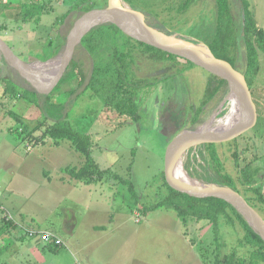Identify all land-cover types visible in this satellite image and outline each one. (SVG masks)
Wrapping results in <instances>:
<instances>
[{"label": "rangeland", "instance_id": "obj_1", "mask_svg": "<svg viewBox=\"0 0 264 264\" xmlns=\"http://www.w3.org/2000/svg\"><path fill=\"white\" fill-rule=\"evenodd\" d=\"M78 1L0 0V37L27 63L51 62L66 43L61 39L62 51L56 50L60 45L58 36L67 35L63 26L59 35L60 19L68 14L63 22L69 31L81 15L70 12ZM91 1L97 5L94 10L108 5V0ZM134 1L137 10L130 7L142 15L143 25L148 28L175 33L206 47L215 37V0H194L186 11L179 10L184 0ZM32 3L44 4L46 12L51 13L45 12L38 24L15 21L16 14L23 15L22 6L27 4L31 9ZM260 4L261 12L264 2ZM234 11L241 20L237 2ZM20 26L24 34L14 39V30ZM84 57L87 64L89 56ZM258 57V74L249 75L258 104L256 126L232 141L187 149L184 165L194 180L219 185L213 182L215 164L210 152L214 149L224 172L238 184L244 198L254 197L255 188L264 192V171L252 186L240 180L242 169L252 162L264 170V53ZM0 63L8 66L1 53ZM167 67L151 68L148 78L152 84L136 95L138 122L92 97L90 91L73 94V89L78 93L83 90L77 82L40 94L17 71L0 72V169L5 174L1 181L5 184L3 190L11 192L8 204L15 208L5 205L2 214L3 221L16 227L0 239V264H216L218 255L224 262L231 254L235 255L234 264H264L254 249L242 246L243 228L226 218L221 220L218 241L212 223L192 219L185 224L171 207L144 214L168 194V146L184 131L196 130L223 110L230 91L200 111L212 74L180 57L172 59ZM238 70L247 73L246 61ZM7 78H14L18 88L8 87L3 81ZM21 88L36 91V102L22 98ZM65 116L75 130L92 137L95 164L107 171L102 182L90 186L72 179L66 170L82 168L87 164L85 157L70 141L56 142L46 136L47 127ZM39 125L42 128L33 133ZM232 126L219 125L216 129ZM117 175L127 182L117 180ZM14 212L23 214L17 219ZM6 214L13 219L8 220ZM30 231L51 233L60 241L61 249L54 252L41 235L33 238Z\"/></svg>", "mask_w": 264, "mask_h": 264}, {"label": "trees", "instance_id": "obj_2", "mask_svg": "<svg viewBox=\"0 0 264 264\" xmlns=\"http://www.w3.org/2000/svg\"><path fill=\"white\" fill-rule=\"evenodd\" d=\"M193 1H182V7L179 10L186 11L190 8ZM125 2L137 10L134 0H125ZM236 2L241 7V20L240 17L238 19L234 11ZM28 6L27 4L22 6L23 22L40 23L42 16L46 12L44 4L32 3L31 9ZM242 6H244L246 11L244 34H242ZM96 7L97 5L91 0H80L76 6L75 4L73 5V10L71 9L70 12L78 11L81 13L77 17L78 19ZM215 7L217 13L216 34L209 48L217 58L228 61L236 69H240L243 62L246 61L247 73L245 76L252 90V82L249 75L251 73L254 75L258 74V56L259 53H264V32L258 29L247 0H215ZM174 9V7L170 8V10ZM146 14L150 15L152 13L146 11ZM242 40H244L245 50L242 49ZM62 48L63 46L59 45L56 50L60 52ZM84 54L89 56L87 64L84 63L86 58ZM175 58H178V56L158 50L126 36L113 23L102 24L93 28L84 37L82 44L77 48L71 59L66 74L56 89L62 85L77 82L79 88H83V90L78 93V90L73 89V94L80 95L90 91L92 97L100 98L106 106H113L120 114L133 117L138 122L140 120L138 115L139 105L135 97L141 89L152 84L151 79L148 78L151 68L158 69L170 66L171 60ZM187 63L193 64L189 61ZM5 82L8 87L18 88L14 81L6 80ZM228 89L229 86L225 80L211 75V79L206 85L200 111L209 102L223 97ZM20 90L22 91L19 92V95L22 98H32L34 100L32 102H36L35 100L39 97L36 91L25 90L23 88ZM253 98L255 97L253 96ZM254 101L258 108L256 99ZM13 116L18 118L16 115ZM41 128V125L36 126L33 133L39 131ZM45 134L56 142L70 141L76 150L85 157L87 164L82 168H70L66 170L72 179L77 182H83L86 185L99 183L105 179L107 171L100 170L92 157V137L75 130L68 121L67 116L48 126ZM210 154L215 164V169H213L215 179L213 182L229 187L242 194L238 184L228 173L224 172L223 163L219 160L215 150L211 149ZM263 171L262 166L254 165L252 162L242 169L240 180L244 185L252 186L260 178V174ZM116 179L120 182H127L118 175ZM129 184L130 190L135 195L134 186L130 182ZM166 186L168 188L167 196L155 206L148 208L144 214L163 206L171 207L185 224L192 219L197 222L209 221L212 223L218 241H220L221 220L226 218L232 225L238 223L243 228L244 237L241 243L242 246L254 249L264 262V240L254 231L234 206L223 200L205 195H189L179 192L171 187L168 182ZM253 194L254 197L246 196L245 199L263 216L264 192L260 188H255ZM11 228H16L15 224L4 220L3 226L0 228V239L4 238L6 232ZM49 247L54 252H58L61 249V245L55 242H51ZM2 255L3 250L0 249V258ZM234 258L235 255L231 254L223 262L220 255H218L216 264H234Z\"/></svg>", "mask_w": 264, "mask_h": 264}, {"label": "water", "instance_id": "obj_3", "mask_svg": "<svg viewBox=\"0 0 264 264\" xmlns=\"http://www.w3.org/2000/svg\"><path fill=\"white\" fill-rule=\"evenodd\" d=\"M119 0H108L102 10H92L78 18L66 39L65 47L58 56L57 62L50 69H39L36 63H27L21 59L10 45L0 37V53L8 66L29 82L38 93L53 92L61 83L71 59L82 44L84 37L95 27L106 23L117 25L123 33L141 43L166 53L185 59L201 67L212 75L228 83L229 89L238 96L242 109V119L234 129L222 130L212 134H199L196 130L184 131L168 146L165 154V176L168 184L179 192L189 195H205L223 200L234 206L249 225L264 240V217L238 192L229 187L207 184L190 186L182 182L174 173V159L180 150L198 146L232 141L243 133L253 129L258 119L257 106L246 76L228 61L217 58L209 47L200 45V49L183 46L169 37L150 36L145 34L118 5ZM246 11L242 6V34L245 33ZM147 27V26H146ZM249 217L258 227L256 230L249 222Z\"/></svg>", "mask_w": 264, "mask_h": 264}, {"label": "bare ground", "instance_id": "obj_4", "mask_svg": "<svg viewBox=\"0 0 264 264\" xmlns=\"http://www.w3.org/2000/svg\"><path fill=\"white\" fill-rule=\"evenodd\" d=\"M118 5L120 6L121 9L125 11V13L140 27V29L145 33L150 36H162V37H169L170 39L180 42L183 46H186L188 48H193V49H200V45H195L193 43H190L188 40H185L182 38L180 35L171 33V32H166L161 29L157 28H148L145 25H143L142 21V15L137 13L135 10H133L130 5H128L125 0H119ZM148 23V22H147ZM62 53V52H61ZM58 57V56H57ZM56 57V58H57ZM57 60H53L48 63H36L35 67L39 69H50ZM34 88V87H33ZM31 90V89H30ZM223 111H227L226 115H222L221 113ZM243 109L241 102L238 98V96L235 94L233 90L230 89L229 94L227 96V99L225 100L223 104V110L216 112L212 117L207 120L205 123L202 125L198 126L196 131L199 134H212L218 131L222 130H228V129H234L241 121L242 119V114H243ZM230 123L233 124L232 127H227L222 130L216 129L217 126L219 125H229ZM187 149L185 150H180L174 159V165L176 163V167H174V173L176 177H178L182 182L186 183L187 185L190 186H202L200 182L197 180H194L193 178L190 177V175L187 173L185 170V160L187 156ZM176 168V170H175ZM249 222L253 225V227L258 230L257 225L249 218L247 217Z\"/></svg>", "mask_w": 264, "mask_h": 264}, {"label": "crops", "instance_id": "obj_5", "mask_svg": "<svg viewBox=\"0 0 264 264\" xmlns=\"http://www.w3.org/2000/svg\"><path fill=\"white\" fill-rule=\"evenodd\" d=\"M248 2H249V5H250V10H251V12H252V14H253V17H254V20H255V22H256V25H257V27H258V29L259 30H261V31H263L264 32V19H262V18H264V13L261 15L260 13L262 12V11H264V10H262L261 12H260V10H261V4H260V2H264V0H247ZM47 13H49V12H47ZM51 13V12H50ZM49 13V14H50ZM9 14H11V13H9ZM48 14V15H49ZM47 15V16H48ZM65 17H66V15H65ZM64 17V18H65ZM22 18H23V16L22 15H20V14H16L15 16H14V20L15 21H18V22H22L23 20H22ZM42 18H43V16H42ZM41 18V19H42ZM64 18L63 19H60V22H61V24H59V25H61V29H60V27H58V29H59V35H62L61 34V32H63V28H62V26L65 28V30H64V32L65 33H67V35L65 36V38H62V36H58V38L60 39L59 40V42H60V45H61V42L63 41V40H61V39H67V36H68V34H69V32H70V30H71V28H72V26L69 28V31H68V26L66 27V23H64L63 21H64ZM10 19H12V14H11V18ZM260 19H262V20H260ZM41 22V21H40ZM22 23H29V24H32V23H34V24H37V23H35V22H22ZM23 30H24V28L22 27V26H20V27H18V29L17 30H14L15 31V35H14V39L17 37V36H23V34L24 33H22L23 32ZM18 31V32H17ZM53 48L55 47V43H54V41H53ZM59 46V45H58ZM7 68V69H6ZM12 68H10V67H8V66H6V67H3L2 65H1V63H0V72H4V73H8V74H13L12 73ZM8 81V80H10V81H14V82H16V80L14 79V78H7V79H3V81ZM0 167H1V165H0ZM5 177V174H4V171L2 170V169H0V181H1V179L2 178H4ZM2 184V185H1ZM10 184H11V182H10ZM4 186H5V184H4V182H0V228L3 226V217H4V213L2 214V211L4 212V206L6 205H8L9 206V208H11L12 210L13 209H15L14 207L12 208L11 206H10V204H8V201H9V199L11 198V192H5L4 190H3V188H4ZM91 186V185H90ZM11 191V190H10ZM5 206V207H6ZM14 214H15V218H17L18 219V217L21 215V214H23L22 212H14ZM21 218V217H20ZM18 224V223H17Z\"/></svg>", "mask_w": 264, "mask_h": 264}, {"label": "built area", "instance_id": "obj_6", "mask_svg": "<svg viewBox=\"0 0 264 264\" xmlns=\"http://www.w3.org/2000/svg\"><path fill=\"white\" fill-rule=\"evenodd\" d=\"M31 149H32V147L29 146L28 150L31 151ZM3 210H4V213H5V209H3ZM6 216H9L8 220L9 219H13V217L10 214H6ZM6 216H5V218H6ZM30 234H31V236L33 238H35L36 236H40L41 235L42 240H44L45 242H49V243L55 242V243L61 245L60 241L54 235H52L51 233H48V232H46V233H38V232L30 231Z\"/></svg>", "mask_w": 264, "mask_h": 264}]
</instances>
